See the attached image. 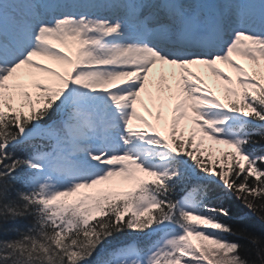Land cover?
I'll use <instances>...</instances> for the list:
<instances>
[{
    "label": "snow or ice",
    "instance_id": "1",
    "mask_svg": "<svg viewBox=\"0 0 264 264\" xmlns=\"http://www.w3.org/2000/svg\"><path fill=\"white\" fill-rule=\"evenodd\" d=\"M0 264H264V0L0 2Z\"/></svg>",
    "mask_w": 264,
    "mask_h": 264
},
{
    "label": "trees",
    "instance_id": "2",
    "mask_svg": "<svg viewBox=\"0 0 264 264\" xmlns=\"http://www.w3.org/2000/svg\"><path fill=\"white\" fill-rule=\"evenodd\" d=\"M197 183L195 179L191 181H185L184 184H182L181 191L178 193V195H183L182 189L185 187L194 186ZM214 202H222L226 207L232 210L233 216L231 219L228 220V223L236 225L240 223L239 215L246 213L247 209L243 208V205L240 203V201L236 200L234 197H225L222 201H214ZM244 224L246 226H249L252 230L259 232V222L254 221V223H249L248 221H244ZM229 239H238V237H229Z\"/></svg>",
    "mask_w": 264,
    "mask_h": 264
},
{
    "label": "rangeland",
    "instance_id": "3",
    "mask_svg": "<svg viewBox=\"0 0 264 264\" xmlns=\"http://www.w3.org/2000/svg\"><path fill=\"white\" fill-rule=\"evenodd\" d=\"M0 2H3V0H0ZM223 66V65H222Z\"/></svg>",
    "mask_w": 264,
    "mask_h": 264
}]
</instances>
